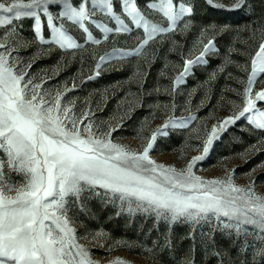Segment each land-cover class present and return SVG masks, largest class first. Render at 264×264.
<instances>
[{"label": "snow or ice", "instance_id": "1", "mask_svg": "<svg viewBox=\"0 0 264 264\" xmlns=\"http://www.w3.org/2000/svg\"><path fill=\"white\" fill-rule=\"evenodd\" d=\"M139 3L140 0H119L118 4L117 0H90L89 6V0H79L78 4L74 0H0V28L9 26L8 31L0 33V264H99L79 243L68 217L69 198L79 203L85 192L102 196L112 204L119 201L121 211L127 206L129 213L154 215L157 222L174 224L183 220L198 225L214 217V231H226L230 241L233 236L238 240L251 232L262 245L254 255L264 261V195L255 192L254 181L237 185L235 169H225L224 177L208 179L194 172L219 134L239 120L247 119L254 128L264 129V109L258 107V102H264V79H259V90L253 87L264 76V24L259 29L260 42L249 53L250 66L244 68L246 80H240L243 90H237L241 103L232 114L212 124L211 131L205 132L202 153L193 155L182 168L157 163L150 153L158 134L167 136L169 126L187 127L195 116H169L150 135L145 133L144 143L133 149L113 142L117 127L106 132L97 128L90 107L77 114L75 101L65 103L64 98L75 84L54 93L46 91L47 81L37 82L30 72L32 65L19 60V49L35 44L55 45L60 50L82 49L88 43L100 45L102 40L93 35L89 23L103 33L105 41L109 34L133 32L130 25L142 29V36L131 50L113 47L111 54L99 56L95 63V76H99L110 56L119 54L117 58L124 59L140 55L157 36L175 32L181 22V32L193 25V5L176 0H143L142 10ZM206 3L235 11L246 0ZM97 13L114 21L115 27L94 19ZM153 14L162 20L154 21ZM24 18L32 22L31 40L23 39L12 27L14 21ZM66 22L85 34L84 43L69 34ZM227 30V25L215 24L201 29L198 54L183 60V70L172 82L173 93L187 82L194 66L206 64L205 57L218 52L216 37ZM5 169L22 175L23 182L15 184L7 179ZM213 255L221 256V252L217 250ZM109 264L125 261L116 258Z\"/></svg>", "mask_w": 264, "mask_h": 264}, {"label": "rangeland", "instance_id": "2", "mask_svg": "<svg viewBox=\"0 0 264 264\" xmlns=\"http://www.w3.org/2000/svg\"><path fill=\"white\" fill-rule=\"evenodd\" d=\"M176 2L194 6L193 25L189 30L181 32V22L175 32L157 36L140 55L124 59L117 58L119 54L110 56L102 64L99 76H95L99 56L111 54L113 47L131 50L136 46L137 38L142 36V29L136 30L130 25L133 32L109 34L105 41L103 33L89 23L93 35L102 40L100 45L88 43L82 49L60 50L55 45L35 44L27 49L20 48L19 60L32 65L30 72L37 82L47 81L46 91L54 93L63 90L65 85L72 88L75 84V89L64 98L65 103L75 101L77 114L90 107L97 128L106 132L110 127H117L113 142L133 149L144 143L145 133L150 135L169 116L177 119L189 114L195 116L187 127L169 126L167 136L158 134L150 153L157 163L182 168L193 155L202 153L205 132L211 131L212 124L232 114L241 103L237 90H243L240 80H246L244 68L250 66L249 53L261 39L259 29L264 24V0H246V4L235 11L213 8L206 0ZM223 2L229 4L231 0ZM74 3L78 4L79 0ZM138 6L144 9L143 0ZM115 10L118 14L121 12L118 6ZM151 18L162 20L158 14ZM94 19L115 27V22L103 13H97ZM125 22L130 24L127 19ZM31 23L30 19L24 18L14 21L12 27L17 28L23 39L31 40ZM212 24L228 26L227 31L216 37L218 52L206 56V64L194 66L187 82L173 93L172 82L183 70V60L198 54L201 29ZM66 28L78 43H84L82 31L69 22H66ZM8 30L9 26L0 28V33ZM253 30H256L255 34ZM89 75L95 78L88 79ZM259 79L264 76L258 78L254 90L261 87ZM258 107L264 109V102H258ZM225 169H235L237 185L254 181L255 192L264 195V129L254 128L247 119L239 120L219 134V139L214 141L207 157L197 163L194 172L208 179L224 177ZM5 174L15 184L23 182L20 174L8 169ZM68 208V217L79 243L90 250V258L99 264H109L116 258L123 259L125 264H221V259L223 264H244L245 261L264 264L254 255L262 245L251 232L238 240L233 236L230 241L226 231H214L217 223L214 217L211 222L201 221L198 225L183 220L174 224L164 220L157 222L154 215L129 213L127 206L121 211L119 201L112 204L89 192L82 195L79 203H72L69 198ZM217 250L221 256L213 255Z\"/></svg>", "mask_w": 264, "mask_h": 264}, {"label": "trees", "instance_id": "3", "mask_svg": "<svg viewBox=\"0 0 264 264\" xmlns=\"http://www.w3.org/2000/svg\"><path fill=\"white\" fill-rule=\"evenodd\" d=\"M216 15H218L219 14V12H214Z\"/></svg>", "mask_w": 264, "mask_h": 264}]
</instances>
